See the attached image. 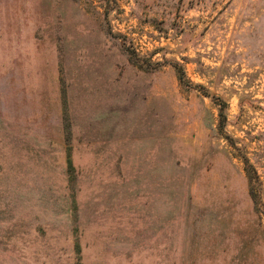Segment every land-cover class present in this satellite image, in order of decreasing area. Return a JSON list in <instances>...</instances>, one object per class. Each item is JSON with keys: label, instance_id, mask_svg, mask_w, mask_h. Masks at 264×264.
I'll list each match as a JSON object with an SVG mask.
<instances>
[{"label": "rangeland", "instance_id": "obj_1", "mask_svg": "<svg viewBox=\"0 0 264 264\" xmlns=\"http://www.w3.org/2000/svg\"><path fill=\"white\" fill-rule=\"evenodd\" d=\"M2 236L0 264H264V0H0Z\"/></svg>", "mask_w": 264, "mask_h": 264}, {"label": "crops", "instance_id": "obj_2", "mask_svg": "<svg viewBox=\"0 0 264 264\" xmlns=\"http://www.w3.org/2000/svg\"><path fill=\"white\" fill-rule=\"evenodd\" d=\"M15 239L16 238H14V237H1L0 238V242L2 241V245L4 246L3 248H8L12 243L14 244H16V242H15ZM21 249L22 248H24L22 245L20 246V245H18ZM16 249H17V244H16Z\"/></svg>", "mask_w": 264, "mask_h": 264}, {"label": "trees", "instance_id": "obj_3", "mask_svg": "<svg viewBox=\"0 0 264 264\" xmlns=\"http://www.w3.org/2000/svg\"><path fill=\"white\" fill-rule=\"evenodd\" d=\"M181 80L184 82L185 80H184V75L182 74V76H181Z\"/></svg>", "mask_w": 264, "mask_h": 264}]
</instances>
